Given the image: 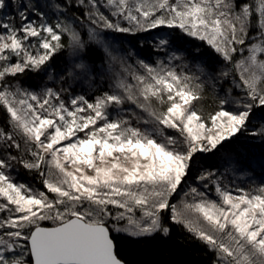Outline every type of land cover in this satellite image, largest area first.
Masks as SVG:
<instances>
[{
  "label": "snow or ice",
  "instance_id": "6c2138e0",
  "mask_svg": "<svg viewBox=\"0 0 264 264\" xmlns=\"http://www.w3.org/2000/svg\"><path fill=\"white\" fill-rule=\"evenodd\" d=\"M12 2L0 0V12ZM14 3V15H0V264H131L121 237H167L169 224L208 248L213 264H264V178L233 190L219 171L252 168L250 147L248 155L235 147L242 137L264 144V116L253 122L264 111V0ZM72 9L80 16L68 15ZM159 28L180 30L210 52L161 36L154 48L167 59L133 65L135 52L117 56L100 38ZM63 51L55 76L67 87L13 83L28 71L48 74ZM84 82L108 87L90 100L75 93L73 84ZM207 90L218 103L205 116L196 105ZM205 154L216 162L192 178L204 190L214 186L219 202L198 187L184 191ZM17 166L38 173L46 191L18 183Z\"/></svg>",
  "mask_w": 264,
  "mask_h": 264
},
{
  "label": "trees",
  "instance_id": "16d2710c",
  "mask_svg": "<svg viewBox=\"0 0 264 264\" xmlns=\"http://www.w3.org/2000/svg\"><path fill=\"white\" fill-rule=\"evenodd\" d=\"M43 2V0H42ZM15 3L14 0L10 3V6L3 10L2 13L7 15L15 14ZM50 19L55 21V17L51 16ZM68 15L80 16V11L72 9L69 11ZM64 19V17H61ZM114 39H118L119 45L124 48V52L132 51L136 55L133 57L134 60L130 62H135L136 59H148L150 61L166 60L167 57L164 56L163 52H159L154 48L155 41L161 36H168L174 40V46L181 49H196L202 55L207 56L210 49L205 43L199 40H193L186 37L180 30H173L167 28H161L147 33H115L112 32ZM62 42L65 45H69L70 38L65 35L62 38ZM170 49L169 52L173 51ZM179 55V53H177ZM68 58V52L63 51L58 53L55 58L50 62L54 70H58L63 66L64 61ZM172 63H176L173 61ZM87 84V82H84ZM108 87L107 84L97 85L88 84L86 91L88 90L86 96L89 99L95 98L99 95L101 91ZM206 97V109H212V106L218 103L216 95L211 91L207 90L205 92ZM264 116V111H258ZM6 121V113L3 107H0V126H3ZM249 146L251 153L253 154L251 159L255 158L257 168L259 169V163L261 161L262 155H264V145L252 143L246 144ZM237 149H243L248 155L247 148L240 145V142L235 144ZM15 154V153H14ZM21 167V173L28 177L33 182H39V174L36 172H29ZM264 171V167L261 168ZM261 172V171H260ZM258 173V172H257ZM262 173V172H261ZM264 173V172H263ZM262 173V175H263ZM260 175V176H262ZM262 178V177H261ZM264 178V175H263ZM45 226H50L51 222H44ZM171 232L167 237L157 235L152 238L144 239H133L127 236H122L120 240V251L121 253L131 261V264H213L215 259L214 254L208 250L200 241L193 238L182 226L169 224Z\"/></svg>",
  "mask_w": 264,
  "mask_h": 264
},
{
  "label": "rangeland",
  "instance_id": "374dc122",
  "mask_svg": "<svg viewBox=\"0 0 264 264\" xmlns=\"http://www.w3.org/2000/svg\"><path fill=\"white\" fill-rule=\"evenodd\" d=\"M4 14L5 13H2V14L0 13V15H4ZM124 26H127V25L125 24ZM159 29H161V28H159ZM151 31H154V30H151ZM148 32H150V31H148ZM137 33H147V32L140 31V32H136V34ZM100 38L113 42L114 47L117 49V52L115 53L117 56L124 55V50H123L124 48H122V46L119 45L118 39H114L115 36H113V33L110 30H108L106 34L102 33ZM132 60H134V59H132ZM129 63L134 65V62L129 61ZM56 71H58V70H54L53 68H52V70H50L48 72V74H44L43 72L37 73L36 71H28L24 74L18 75L16 80L13 81V83L19 82L25 88H29V87L36 86V85H39L40 88L52 87L55 89H59L60 87H67L68 86L67 84H62L61 81L58 78H56V76H55ZM88 84H89L88 82H87V84H85V83L73 84V87L75 89V93L76 94H83L86 96V94L88 92V90L86 91ZM225 87H229V85L226 84ZM36 90L39 91L40 89H36ZM221 95H222V93H221ZM65 99L67 101V97H65ZM205 99H206V97L204 94V98L196 105V107L200 112H202L206 116L208 113L214 112L217 104L214 105V107L212 106V109H209V108L206 109V105H205L206 100ZM90 100H94V98L90 99ZM131 107L132 106L128 105V104H125L123 106L124 109H131ZM134 110L137 111L138 115H140L142 118H147L145 113L140 112V110H138V109H134ZM125 114L126 113L124 111L120 112L121 116H124ZM110 115H111V118L114 119L117 116V112L116 111H110ZM260 116H263L262 113H260V112L258 113V111H257L256 117L254 118L253 122L254 123L258 122L257 118ZM133 126H140L142 128L144 127V125L142 123L137 125L135 121L133 122ZM165 135H175V132H174V130H166ZM255 142L257 144H261L259 138H257L256 140H252V139H249L246 137H242L240 140V145L245 147L246 144L248 145V144H252ZM262 145H264V144H262ZM239 150L246 155L245 150H243L242 148L241 149L239 148ZM216 160H217V158L208 157L207 154H205L204 156L198 157L196 159V161L194 162L192 174H191L190 178L188 179L187 183L184 185V191H187L189 189V187H198L202 191H207L210 199L217 200L219 202L218 195L215 192L214 186L210 185L207 190H204L202 185L200 184V182L195 181L192 178V177H195L196 175H198L201 170L210 169L212 167L213 163L216 162ZM251 163H252L251 169H245V170L239 171V172H225V169L223 167H221L219 169V171L224 173V176L222 177L223 184L225 186H227L228 188H231L233 190H235L238 187H244L246 189H251V188H255L258 185H260V183L262 182L263 175H264V173H263L264 171H262V169H261L262 168L261 167V161L259 163V169L257 168L258 164H256L255 158L251 159ZM260 171L263 173V175ZM89 174H91V173L89 172ZM260 175H262V176H260ZM12 176L16 179V181L18 183H24L26 185L31 186L33 189H36V190H45L46 191V189L43 186V183H42L40 176L38 179L39 182L35 183L21 173V167H19V166H17L15 168V171L12 172ZM234 194H235V192H234ZM50 195H54V194H50ZM182 198H183V192H181L180 195L175 197V199L173 200V203H177Z\"/></svg>",
  "mask_w": 264,
  "mask_h": 264
}]
</instances>
